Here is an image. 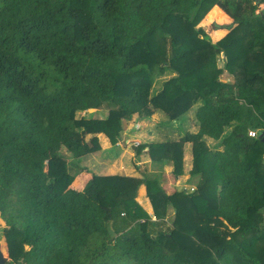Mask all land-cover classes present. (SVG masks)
Wrapping results in <instances>:
<instances>
[{
  "label": "trees",
  "instance_id": "obj_1",
  "mask_svg": "<svg viewBox=\"0 0 264 264\" xmlns=\"http://www.w3.org/2000/svg\"><path fill=\"white\" fill-rule=\"evenodd\" d=\"M263 5L0 0L7 264H264ZM224 21L239 28L223 40L210 32L216 45L196 29ZM221 54L234 83L220 80ZM168 72L176 76L153 94ZM105 104L115 108L108 119H77ZM199 104L196 134L149 145L154 162L173 160L176 178L185 145H193L191 173L203 175L196 193L169 194L159 181L121 176L92 175L82 190L72 188L79 175L69 173L64 150L79 160L99 150L97 134L118 135L124 119L162 112L177 120ZM142 186L154 216L136 203ZM207 197L215 219L203 211L209 204L198 206Z\"/></svg>",
  "mask_w": 264,
  "mask_h": 264
},
{
  "label": "rangeland",
  "instance_id": "obj_2",
  "mask_svg": "<svg viewBox=\"0 0 264 264\" xmlns=\"http://www.w3.org/2000/svg\"><path fill=\"white\" fill-rule=\"evenodd\" d=\"M201 22L197 25L196 29H202L214 45L221 40H213L210 32L213 33V31L219 30L223 35V40L239 28V25L233 21H224L225 23L214 22L208 26L205 23L201 24ZM239 32L242 34L241 30ZM226 63V56L221 54L216 61L217 69L223 71L220 80L234 83V77L228 73ZM174 76L176 75L168 72L163 78L158 79L154 85L153 94L162 92L164 90V83L170 81ZM199 107L200 104L194 106L188 113L177 120L170 119L169 116L162 112H157L150 118L146 117L144 113H139L132 116L131 119H124L121 121L122 129L118 135L113 130L97 134L95 139H97L96 137L99 139V150L79 160L74 159L64 150L63 154L68 161L67 169L69 173L74 177L79 175L73 183L72 188L82 190L92 175L121 176L159 181L161 186L169 194L176 191H185L188 194L196 193L203 180V175L199 174L194 176L191 173L194 165L193 145L188 143L184 147V172L178 178L174 176L175 165L173 160H166L162 164L154 162L153 151L149 145L169 142L178 143L188 133L196 134L199 131V124L196 118ZM111 110H115V108L105 104L98 110L88 111L86 113L78 112L77 119L82 117L88 119H108L111 115ZM92 139H94L93 135L87 137L88 142H92ZM207 143L213 152L218 149L222 150L219 146L220 144L216 142L207 140ZM79 180H82V182L78 187L75 183ZM136 203L142 208L144 213L154 216L152 204L145 186L139 189ZM198 204L202 208L209 204V207L204 208L203 211L207 213V217H212V219L216 218L213 216V212H208V209H212L213 205H216L214 199L207 197L202 199V203ZM6 227L5 222L0 219V246L5 257L9 259L7 240L5 237ZM222 230L224 231L223 234L226 235L228 233V230H225L224 227H222Z\"/></svg>",
  "mask_w": 264,
  "mask_h": 264
},
{
  "label": "water",
  "instance_id": "obj_3",
  "mask_svg": "<svg viewBox=\"0 0 264 264\" xmlns=\"http://www.w3.org/2000/svg\"><path fill=\"white\" fill-rule=\"evenodd\" d=\"M9 261V259L7 257H5L2 248L0 246V264H7Z\"/></svg>",
  "mask_w": 264,
  "mask_h": 264
},
{
  "label": "built area",
  "instance_id": "obj_4",
  "mask_svg": "<svg viewBox=\"0 0 264 264\" xmlns=\"http://www.w3.org/2000/svg\"><path fill=\"white\" fill-rule=\"evenodd\" d=\"M250 136H251L252 138H256V137H257V133H256V132H251V133H250Z\"/></svg>",
  "mask_w": 264,
  "mask_h": 264
}]
</instances>
